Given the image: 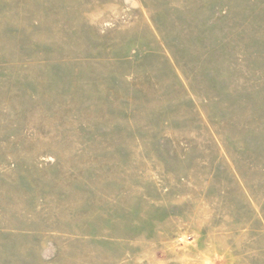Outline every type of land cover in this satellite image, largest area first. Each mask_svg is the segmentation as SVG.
<instances>
[{
    "label": "rangeland",
    "instance_id": "rangeland-1",
    "mask_svg": "<svg viewBox=\"0 0 264 264\" xmlns=\"http://www.w3.org/2000/svg\"><path fill=\"white\" fill-rule=\"evenodd\" d=\"M0 264H264V0H0Z\"/></svg>",
    "mask_w": 264,
    "mask_h": 264
}]
</instances>
